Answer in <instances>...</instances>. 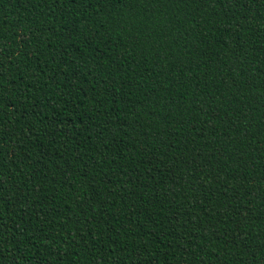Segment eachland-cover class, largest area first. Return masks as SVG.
I'll use <instances>...</instances> for the list:
<instances>
[{
	"label": "trees",
	"instance_id": "16d2710c",
	"mask_svg": "<svg viewBox=\"0 0 264 264\" xmlns=\"http://www.w3.org/2000/svg\"><path fill=\"white\" fill-rule=\"evenodd\" d=\"M0 264H264V0H0Z\"/></svg>",
	"mask_w": 264,
	"mask_h": 264
}]
</instances>
